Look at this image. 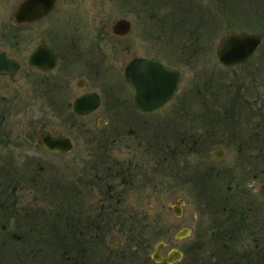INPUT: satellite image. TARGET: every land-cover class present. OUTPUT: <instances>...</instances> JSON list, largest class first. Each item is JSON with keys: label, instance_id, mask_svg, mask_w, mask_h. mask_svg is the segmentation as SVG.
Wrapping results in <instances>:
<instances>
[{"label": "rangeland", "instance_id": "1", "mask_svg": "<svg viewBox=\"0 0 264 264\" xmlns=\"http://www.w3.org/2000/svg\"><path fill=\"white\" fill-rule=\"evenodd\" d=\"M18 1L0 0V22L12 18ZM121 17L131 22L125 35L111 31L112 23ZM47 19L42 27L50 28V40L65 39L68 44L75 38L83 50L88 49L85 58L90 72H98L100 77L105 74L112 85L107 88L103 80H98L77 86L75 80L81 76L84 59L66 72L70 78L67 89L58 79L59 84L48 96L39 87L34 101L28 105L24 101L30 96V89L19 82L7 85L0 80L5 98L0 104V264H75V259L80 262L75 247L78 227L72 228L70 217L65 230L61 219L65 214L60 207L61 198L69 192L59 186L63 182L60 171L67 164L70 170L74 168L76 150L62 156L47 154L37 143V135L44 125L73 133L76 125H71L73 118L66 116L69 107L62 103L72 101L81 90L98 89L111 99L131 98L129 87L123 85L122 70L134 55H154L180 70L178 88L172 100L164 105L162 117H167L163 118L167 122L170 115L181 116L188 110L185 115L194 118L195 133L210 132L205 157L211 165L230 166L235 162L239 139H229V131H238L243 137L256 132L261 140L259 155L264 153V0H57ZM229 31L254 32L260 35L261 42L248 59L226 66L219 61L217 48ZM7 40H0V44H6ZM231 104L235 114H224ZM203 105L211 109L208 127H204ZM221 147L224 151L218 158L215 153ZM258 160V168L264 167V159L262 162L259 156ZM247 178L245 183H252L257 194L260 185H264V175ZM145 188L149 195L154 194L142 203L144 209H151L144 227L149 243L137 250L134 240L129 244L126 239L125 243V235H115L121 238L122 245L114 256L128 255L129 247L135 251L132 264H155L150 254L160 240L165 242L162 254L171 248L182 251L180 260L168 264H200L205 260L232 264L251 248L253 238L260 241L264 238L263 220L262 226L258 220L256 229L251 222L249 236L237 233L216 238V231L212 235L213 229L209 227L203 195L196 189L190 191L186 185L174 184L170 177L161 180L152 176ZM180 197L183 203L178 216L172 205ZM68 198L66 201H70ZM152 220H156V226L148 229ZM183 227L189 228V232L177 238L176 232ZM112 235L107 233V239ZM232 252L236 253L231 256ZM251 256L249 253L239 263L254 264L249 261ZM96 259L92 255L87 261L94 264Z\"/></svg>", "mask_w": 264, "mask_h": 264}, {"label": "flooded vegetation", "instance_id": "2", "mask_svg": "<svg viewBox=\"0 0 264 264\" xmlns=\"http://www.w3.org/2000/svg\"><path fill=\"white\" fill-rule=\"evenodd\" d=\"M21 1L17 2L12 18L7 22H0V40L10 38L6 44H0V50L18 62L15 78H11L8 73H0V80L5 81L7 85L19 82L23 88L30 89V96L25 99L24 105L34 101V94L39 87L48 96L52 88L59 84L58 79L67 89L70 86V78L66 76V72L72 69L74 63L78 65L83 59L81 76L75 80V84L82 87L103 80L104 85L111 88V80L105 79V74L100 77L98 72H90L89 62L85 58L88 49L83 50L75 38H71L70 44H67L65 39L53 42L48 35L50 28L42 27L54 12L57 0H54L52 8L47 13L35 19L18 21L14 13ZM41 43L54 50L57 59L51 68L38 67L29 60L30 55ZM71 47L76 49L71 50ZM67 48L70 49L69 52ZM45 53L44 56L49 57L47 51ZM137 56L146 55L130 57L122 70L123 85L127 84L129 87L131 98L128 96L111 99L101 90L84 89L72 101L67 99L65 104L62 103L69 107L66 116L73 118L71 125H76L74 130L71 129L73 133L42 126L53 133L61 131L72 141V147L68 151H54L40 146L43 152L62 156L76 150L75 161L72 159L74 168L70 170L67 164L60 171L63 182L59 185L61 190L69 192V195H62L60 203L65 213L61 215L63 227L66 230L67 219L70 217L72 228L78 227L75 247L80 262L75 259V264H86L87 258L82 259V251L95 249L99 237H102L101 240L108 252L116 254L115 251L122 245L121 238L115 236L116 234L125 235L123 236L125 243L127 239L130 244V240H133L131 235L144 230L148 210L151 209H144L142 203L154 195L152 193L149 195L145 188L152 176L161 180L170 177L174 184L186 185L190 191L194 192L196 189L199 195H203L209 227L213 229L212 235L215 231L231 234L251 233V222L254 223L255 229L258 227L256 224L258 220L260 226L262 220L264 222V185L261 184L255 194L252 183H245L248 176L251 179L264 175V167L258 168V158L260 156L263 162L264 153L259 155L258 143L261 140L256 132L249 133L250 136L246 137L240 135L238 131L227 132L229 139H239L235 162L230 166L223 163L219 167L211 165L205 157L211 142L210 132L195 133L197 126L194 124V118L189 114L185 115L188 110L181 116L170 115L169 121L166 122L163 118L167 117H162L163 107L172 99L151 110H142L135 104L132 88L124 75V68L129 60ZM2 86L3 84L0 85V104L5 99ZM92 91L99 95L97 105L77 113L73 108L76 97ZM89 103L91 104V101ZM203 107V117L206 118L204 127H208L211 109L209 105ZM220 119L222 120V117ZM135 146L137 147L134 152L132 150ZM223 151V147L218 148L215 156L221 158ZM38 165L43 166L40 162ZM71 176L74 178H70ZM66 197H69L70 201H66ZM107 233L113 234L109 240L106 237ZM62 241L65 244V240ZM134 241L137 250H141V246L144 245ZM129 250L128 247L127 251Z\"/></svg>", "mask_w": 264, "mask_h": 264}, {"label": "water", "instance_id": "3", "mask_svg": "<svg viewBox=\"0 0 264 264\" xmlns=\"http://www.w3.org/2000/svg\"><path fill=\"white\" fill-rule=\"evenodd\" d=\"M53 3L54 0H22L15 10V19L18 21L35 19L47 13ZM111 29L115 34L123 35L130 29V20L125 17L117 18ZM260 42V35L254 32L230 31L220 41L217 57L226 66L243 62L252 55ZM46 51L49 57L44 56ZM56 59L54 50L44 43L39 44L29 57L31 63L45 69L53 67ZM17 69V60L0 50V73H8L11 78H15ZM124 75L132 88L135 104L142 110L154 109L172 98L181 79L178 68L166 64L158 57L148 56H137L129 60L125 65ZM98 100L99 95L94 91L83 93L76 97L73 108L77 113H82L97 105ZM253 126H256V122ZM37 141L43 148L54 151L64 152L72 147V141L68 136L61 131L53 133L47 128L40 130ZM182 203L183 199L179 198L177 203L172 205V211L178 216L181 215ZM188 232L189 228L183 227L175 236L181 238ZM164 246L165 242L162 240L155 243L150 255L154 261L172 263L181 259L182 251L176 248H171L165 255L162 254L161 249Z\"/></svg>", "mask_w": 264, "mask_h": 264}, {"label": "trees", "instance_id": "4", "mask_svg": "<svg viewBox=\"0 0 264 264\" xmlns=\"http://www.w3.org/2000/svg\"><path fill=\"white\" fill-rule=\"evenodd\" d=\"M228 107L229 108L225 109L224 114L225 113L235 114L233 105L231 104ZM147 226H148V229H150V227H155L156 226V220H152L150 223L147 224ZM145 233H146L145 229L141 230V231L139 230L137 232V234H132L131 236H132V239L136 240L137 243L147 245L149 242H148V239L145 238ZM224 234L225 235L226 234L233 235L231 233H216L215 232L216 238H218V239L219 238L222 239V235H224ZM241 234L245 235V236H249V234H247V233H241ZM234 235H236V233ZM11 236H13V238H17V235H15V234H11ZM238 236H240V235H238ZM101 239H102V237L101 238L99 237L97 239V245L98 246L95 249L88 250V251H82V259L89 258L90 256L93 255L94 257H97L94 264H125L124 263L125 261H127L126 264H132L133 263L134 258L132 255L135 251H132L130 249L131 251L130 250L128 251V253H129L128 255H121L120 254V255L114 256V254H112V252H108L109 250L104 247V243ZM252 240L253 241L255 240V242L251 246V248H249L248 251L243 252V254L238 257L237 261L234 260L232 264H243V263H239V262H243V260L245 258H247L249 253H250V255H252L251 256L252 259L249 261L253 260L254 264H264V238L262 240L263 244H261L262 241H260L257 238H253ZM234 253H236V252H234ZM234 253L232 252L231 256H233ZM254 253H255V256H254ZM129 257H130V259H128ZM246 261H248V260H246ZM91 263H93V262H91ZM153 263H155V264H168V262H165V261H161V262L153 261ZM86 264H89V262L87 261ZM200 264H208V262L205 260L203 263H200Z\"/></svg>", "mask_w": 264, "mask_h": 264}]
</instances>
